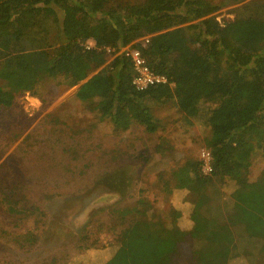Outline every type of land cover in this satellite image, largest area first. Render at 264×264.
Listing matches in <instances>:
<instances>
[{"label": "trees", "instance_id": "trees-1", "mask_svg": "<svg viewBox=\"0 0 264 264\" xmlns=\"http://www.w3.org/2000/svg\"><path fill=\"white\" fill-rule=\"evenodd\" d=\"M221 8L217 0H0V108L60 81L66 89L77 87L72 99L93 114V127L108 121L118 136L135 127L156 138L153 150L164 155L173 145L160 142L167 119L158 112L170 109L176 120L198 128L212 156L209 175L200 159L173 173L167 208L157 210L141 187L136 203L91 218L78 237L66 238L61 258L48 264H181L183 258L187 264H258L264 244L240 249L218 238L208 248L190 243L195 213L227 230L242 225L254 228V235L264 228V210L261 217L230 197L256 186L249 177L252 160L264 157V0L243 3L231 11L232 19L218 20ZM147 37L143 59L174 87L138 92L132 86L133 65L115 52ZM90 154L66 150L60 163ZM103 154L125 158L119 149ZM18 204L0 205L16 225L40 214ZM247 255L253 263H245Z\"/></svg>", "mask_w": 264, "mask_h": 264}, {"label": "rangeland", "instance_id": "rangeland-1", "mask_svg": "<svg viewBox=\"0 0 264 264\" xmlns=\"http://www.w3.org/2000/svg\"><path fill=\"white\" fill-rule=\"evenodd\" d=\"M248 1L230 0L225 6L222 0H217L222 8L214 15L218 20L232 19L235 14L231 11ZM57 35L55 30L54 37ZM76 89H66L60 81H49L42 85L36 97L24 93L11 107L0 108V205L12 204L15 200L21 211L31 206L40 211L16 225L0 208V264H48L52 258L56 261L63 254L61 246L67 237H78L93 217L119 212L136 203L141 187L147 190V197L157 210L167 208L173 173L188 160L200 159V146H205L201 132L197 127H188L183 120H176L170 109L158 112V116L167 119L160 142L173 145V150L163 155L153 150L159 141L149 140L135 127L122 136L113 133L108 121H98L93 127L91 123L96 118L72 99ZM72 149L75 153L89 150L91 159L60 163L64 159H60L61 153ZM117 149L125 152L122 162L103 154ZM94 159H99L92 161L97 168L86 169ZM68 165L73 166L71 171ZM262 170L264 157L257 155L249 172V177L257 181L256 186L241 188L230 196L242 200L261 217L264 210ZM193 220L190 243L195 247L208 248L217 244L216 238L240 249L250 244H264V228L254 231L253 235L254 228L238 225L227 230L215 222L200 220L197 213ZM262 225L258 224L260 228ZM30 236H33L30 240L23 239ZM245 259V263H253L250 255ZM128 262L137 264L134 259ZM148 262L141 260L139 264ZM257 262L264 264V255ZM181 264H187L184 258Z\"/></svg>", "mask_w": 264, "mask_h": 264}, {"label": "built area", "instance_id": "built-area-1", "mask_svg": "<svg viewBox=\"0 0 264 264\" xmlns=\"http://www.w3.org/2000/svg\"><path fill=\"white\" fill-rule=\"evenodd\" d=\"M149 42V38H142L134 43V45L120 49L118 52L114 50L109 52H115L117 55H122L129 59L133 65L134 78L132 80V86L138 92H143L149 88L155 86L168 85L170 88L174 87L173 83H169L168 79L164 75H157L153 73L147 66L145 60L143 59L141 53ZM87 48L93 47V43L89 42ZM199 158L201 162V171L204 175H209L212 173V156L208 151L206 146H200Z\"/></svg>", "mask_w": 264, "mask_h": 264}]
</instances>
